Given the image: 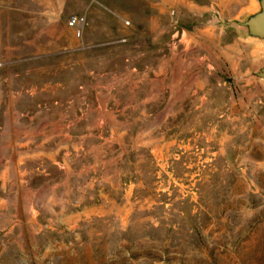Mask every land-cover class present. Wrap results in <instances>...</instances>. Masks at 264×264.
I'll use <instances>...</instances> for the list:
<instances>
[{
	"label": "rangeland",
	"instance_id": "374dc122",
	"mask_svg": "<svg viewBox=\"0 0 264 264\" xmlns=\"http://www.w3.org/2000/svg\"><path fill=\"white\" fill-rule=\"evenodd\" d=\"M263 4L0 0V264H264Z\"/></svg>",
	"mask_w": 264,
	"mask_h": 264
},
{
	"label": "water",
	"instance_id": "95a60500",
	"mask_svg": "<svg viewBox=\"0 0 264 264\" xmlns=\"http://www.w3.org/2000/svg\"><path fill=\"white\" fill-rule=\"evenodd\" d=\"M249 26L253 33L264 36V4L263 13L257 18L250 21Z\"/></svg>",
	"mask_w": 264,
	"mask_h": 264
},
{
	"label": "built area",
	"instance_id": "2783aa9c",
	"mask_svg": "<svg viewBox=\"0 0 264 264\" xmlns=\"http://www.w3.org/2000/svg\"><path fill=\"white\" fill-rule=\"evenodd\" d=\"M68 24H69L70 27H76L78 25V19L76 17H72L69 20Z\"/></svg>",
	"mask_w": 264,
	"mask_h": 264
}]
</instances>
